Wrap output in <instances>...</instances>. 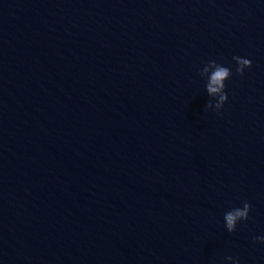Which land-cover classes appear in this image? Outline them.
Segmentation results:
<instances>
[{
    "label": "water",
    "instance_id": "1",
    "mask_svg": "<svg viewBox=\"0 0 264 264\" xmlns=\"http://www.w3.org/2000/svg\"><path fill=\"white\" fill-rule=\"evenodd\" d=\"M258 236L264 0H0V264H264Z\"/></svg>",
    "mask_w": 264,
    "mask_h": 264
},
{
    "label": "clouds",
    "instance_id": "2",
    "mask_svg": "<svg viewBox=\"0 0 264 264\" xmlns=\"http://www.w3.org/2000/svg\"><path fill=\"white\" fill-rule=\"evenodd\" d=\"M233 60L237 64L236 73L238 75H242L245 68L251 67V61L249 59L234 56ZM200 75L208 76L205 85L207 94L210 96L213 94H219V101L215 106L213 107L211 101H209L206 104V107L214 108L218 111L227 100V95L224 92V81L230 77L231 71L228 67L217 64L215 61H209L203 69L200 70ZM249 210L250 204L244 202L242 208H234L225 213L224 220L229 233L235 230L237 220L242 221L248 218ZM254 240L264 243V236L255 237ZM227 259H231V257H228Z\"/></svg>",
    "mask_w": 264,
    "mask_h": 264
}]
</instances>
